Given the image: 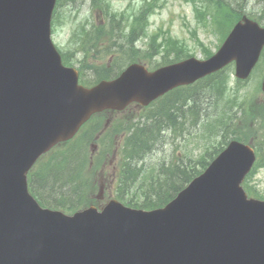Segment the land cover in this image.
Returning <instances> with one entry per match:
<instances>
[{
  "label": "water",
  "instance_id": "95a60500",
  "mask_svg": "<svg viewBox=\"0 0 264 264\" xmlns=\"http://www.w3.org/2000/svg\"><path fill=\"white\" fill-rule=\"evenodd\" d=\"M55 2L0 0V264H264V202L241 187L254 154L237 142L153 212L111 201L69 216L41 207L27 185L36 161L96 112L148 105L234 59L237 75L248 77L264 29L244 17L208 61L154 73L133 64L87 89L51 42Z\"/></svg>",
  "mask_w": 264,
  "mask_h": 264
},
{
  "label": "rangeland",
  "instance_id": "374dc122",
  "mask_svg": "<svg viewBox=\"0 0 264 264\" xmlns=\"http://www.w3.org/2000/svg\"><path fill=\"white\" fill-rule=\"evenodd\" d=\"M151 1L60 0L56 11L57 22L53 27V42L63 57H70L71 67L82 73L85 84H94L102 78L105 69H112L113 73L118 75L134 60L144 62L146 66L154 65L155 68L175 61L173 53L169 57L166 55L167 48L163 44L164 53L157 52L156 46L152 47L156 33L162 32L164 36L170 33L183 41L188 55L181 58L182 60L190 57L203 60L206 53L212 54L218 50V46L226 40L238 21H234L229 29L227 27L218 31L211 19L204 21L205 24L202 20H196L192 4L186 0H159L155 3L153 15ZM219 3L228 7V12H232L233 8L239 16L259 18L264 23V0H214L216 9H220ZM201 7L204 6L201 4ZM213 8L210 5L209 11L216 12L219 18L221 12ZM142 13L149 15L145 30L135 24V19ZM133 34L134 40L129 42ZM194 34H197L201 45L199 41L196 42ZM161 40L160 38L155 44L160 45ZM203 47L207 49L206 52ZM263 56L264 52L261 57L263 61H260L250 78L245 81L235 83V66L227 70L230 81L226 85L225 94L217 101L216 98L214 101L208 99L204 104L211 114L208 123H211L212 127L201 129L200 132L192 131L191 135L179 134L174 133L164 112L157 116L169 129L156 138L157 143L140 162L132 164L134 174L139 172L141 177L139 185L131 191L124 192L123 189L117 188V178L124 161L122 153H125L130 129L149 124L153 109L152 107L149 110L137 104L120 113L107 112L105 116L98 115L87 126V132H81V138L41 158L32 175L40 173L47 164L57 167L68 163L72 166L71 170L76 171V178L74 177L71 183L65 177H59L56 184L52 178L39 180L42 184H47L41 186L43 192L38 193L44 198H48V195L59 197L61 191L67 195L71 194V198L67 200L75 206V211L94 205H106L111 199H118L119 191L125 196L126 202L132 198L144 203L145 186L151 183V176L163 166L177 162L185 164L187 160L196 164L201 161L207 150H213L217 156L220 150L225 149L228 142L224 143V137L221 136L224 126L229 127L224 135L226 139L241 138L248 143L264 147V119L260 117L264 112V93L261 91L264 75ZM215 109H218L217 112ZM236 129L239 134L232 133ZM211 160L209 158L207 161ZM63 161L65 163H62ZM71 176L68 174V177ZM35 178V183H39L37 175L33 180ZM251 183L258 191L257 195L264 197V167H260L252 176ZM138 186L144 189L139 191Z\"/></svg>",
  "mask_w": 264,
  "mask_h": 264
},
{
  "label": "trees",
  "instance_id": "16d2710c",
  "mask_svg": "<svg viewBox=\"0 0 264 264\" xmlns=\"http://www.w3.org/2000/svg\"><path fill=\"white\" fill-rule=\"evenodd\" d=\"M146 17L147 15L145 13L138 16L135 19L136 27H140L141 30H145ZM224 22H226V18L223 23ZM134 37L135 35L133 34L129 42H132L134 40ZM162 44L167 48L165 49L167 56H169L170 52L173 51L176 52V55L178 57L184 54H188V52L185 51V46H183V44L179 41L172 39V37L170 36L168 38H165ZM162 44L157 45V49H159V51ZM133 62H136V60H134ZM103 74L104 78L109 79L116 73H113L112 69H105L103 71ZM214 77V81L218 80L216 76ZM212 82L209 81L208 83ZM203 89L204 88L201 86V83H199L193 87L183 89L181 88L173 94H170L167 98L171 96H174L175 98H169L166 100V102H164V99L161 102L159 108H156L151 112V125L149 123L143 124L141 125V127L136 126L132 131H130L131 133L126 139L125 153L124 151L122 153L124 160L123 167L119 172V178H117V188L119 190L121 188V190L123 189L124 192H128L131 191L136 185H139L141 173L138 172L134 174V171H132V164L134 162H140V160L143 159L145 155L152 150L153 146H155V144L157 143L156 138L161 137L162 132H164V130L166 129H169L162 123V121L157 119V116L164 112L168 116V122L173 127V131H178L181 133H183V131H187L189 134H192V131L200 126V122L202 120H205V117H207L208 114L202 108ZM151 136H154L155 138H151ZM154 140H156V142ZM69 144L70 143L66 145ZM209 156H211V154H209ZM68 159L69 157L66 160ZM65 161H63L62 163H65ZM185 164H187V166ZM185 164L177 162L171 163L168 166H163L153 176H151V183H148L145 186L144 203H141L139 200L130 198V201L127 200V202H129L128 205L143 209H153L166 205L203 171L204 167L208 165V162L206 159H203L199 163L194 164L191 163V161L187 160V163ZM71 167L72 166H70L68 163L59 165L57 167H54L51 164H47L41 170L40 174H36L38 176V182L39 180H50L52 178L56 184V181L57 183L59 182V177H61V179L65 177L69 182L72 183L74 180L73 178H76V171H72ZM68 174L72 176L68 177ZM35 182L36 178L33 180V195H35V193H37L38 191L43 192L41 186L47 184ZM143 189L144 187H140L138 190L140 191ZM45 191H47V189ZM57 191L59 192V190ZM117 195L119 200L126 202L124 200L125 196H122L120 191L117 193ZM35 196L43 206L57 210H63L68 213H72L75 211V206H73L70 201L67 200L71 198V194L67 195L66 193L61 191L59 192V197L51 195V197L55 196V198L53 199L49 195L48 198L41 197L40 193ZM60 197L62 199H60Z\"/></svg>",
  "mask_w": 264,
  "mask_h": 264
},
{
  "label": "bare ground",
  "instance_id": "6f19581e",
  "mask_svg": "<svg viewBox=\"0 0 264 264\" xmlns=\"http://www.w3.org/2000/svg\"><path fill=\"white\" fill-rule=\"evenodd\" d=\"M151 138H155L154 136H151ZM156 142V140H154Z\"/></svg>",
  "mask_w": 264,
  "mask_h": 264
}]
</instances>
